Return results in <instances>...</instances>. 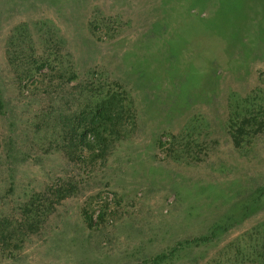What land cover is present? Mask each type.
Here are the masks:
<instances>
[{
	"label": "rangeland",
	"instance_id": "obj_1",
	"mask_svg": "<svg viewBox=\"0 0 264 264\" xmlns=\"http://www.w3.org/2000/svg\"><path fill=\"white\" fill-rule=\"evenodd\" d=\"M257 228L264 0H0V264H258Z\"/></svg>",
	"mask_w": 264,
	"mask_h": 264
},
{
	"label": "trees",
	"instance_id": "obj_2",
	"mask_svg": "<svg viewBox=\"0 0 264 264\" xmlns=\"http://www.w3.org/2000/svg\"><path fill=\"white\" fill-rule=\"evenodd\" d=\"M125 108V105L122 104L120 97H117L116 94H111L106 97H102L101 99H96L93 106L90 107L89 112L86 113L87 122L84 127L81 129V136L86 137L89 132L97 131L100 127H102L103 121H111L112 123H117L119 119V115L122 110ZM245 121L248 122V118H245ZM243 127H239L238 132H234L232 134L233 142L235 145H240L242 138L244 135H247L248 132L242 129ZM258 233H263L264 228L260 231L257 228ZM2 240L5 239V235L3 234V229L0 231ZM203 241L209 239V237H201ZM261 244L259 245V249H264V240H261ZM255 261L258 264H264V251L258 254V257L255 258Z\"/></svg>",
	"mask_w": 264,
	"mask_h": 264
}]
</instances>
